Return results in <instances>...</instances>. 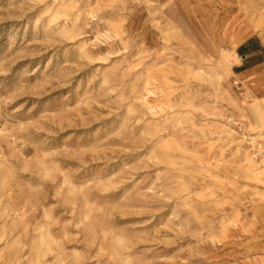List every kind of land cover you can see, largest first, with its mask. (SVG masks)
<instances>
[{
  "label": "rangeland",
  "instance_id": "1",
  "mask_svg": "<svg viewBox=\"0 0 264 264\" xmlns=\"http://www.w3.org/2000/svg\"><path fill=\"white\" fill-rule=\"evenodd\" d=\"M227 11L219 64L180 0H0V264H264V98Z\"/></svg>",
  "mask_w": 264,
  "mask_h": 264
},
{
  "label": "bare ground",
  "instance_id": "2",
  "mask_svg": "<svg viewBox=\"0 0 264 264\" xmlns=\"http://www.w3.org/2000/svg\"><path fill=\"white\" fill-rule=\"evenodd\" d=\"M187 12V16L193 26L196 28L197 33L196 36L201 38V45L203 49H205L209 53V57H211L214 61H219V58H223L222 52L225 50L224 42L221 44V35L219 25H217L216 18H220L222 15L219 12L220 8H225L228 5L232 4L230 1L234 0H180ZM215 3V6L212 8L211 5ZM208 4L210 6H208ZM138 17V16H137ZM136 17V18H137ZM141 17V16H140ZM138 17V18H140ZM264 25H248V31L251 32L254 29L260 30ZM187 26L182 25L181 29H185ZM254 28V29H253ZM107 34V33H106ZM250 33H247V35ZM105 38L108 39V34L104 35ZM147 42L150 44H155L154 40L149 39V34L146 36ZM198 37V38H199ZM222 63V60L219 61V64ZM229 67V70L235 72V75L241 78H244L243 82L247 83L248 88L253 92V94L259 98H264V80L259 77V72L257 71H247L243 63L240 64H231L227 61L226 68ZM251 73L257 76H252ZM249 76V77H248ZM223 136L227 135L228 137L231 134L225 130L221 133ZM14 213L18 217L19 220H24L25 218V207L24 206H16L14 207ZM52 210H46L45 216L47 218L52 217ZM49 250H51L49 248ZM42 256L41 253L37 254L38 259ZM56 260V259H55ZM87 258L84 257L80 252H74L70 261L64 262V260L59 256L57 257L56 264H87Z\"/></svg>",
  "mask_w": 264,
  "mask_h": 264
},
{
  "label": "crops",
  "instance_id": "3",
  "mask_svg": "<svg viewBox=\"0 0 264 264\" xmlns=\"http://www.w3.org/2000/svg\"><path fill=\"white\" fill-rule=\"evenodd\" d=\"M234 1H230V3ZM258 3V2H257ZM259 6H255V13L251 16L243 15L241 7L230 4L227 9L230 22L234 23V31L231 32L230 40H235V51L241 57L247 71L259 72V77L264 80V26L260 30L249 32L248 25H264V0H259ZM248 17V18H245ZM243 24V26H239ZM240 28V29H239ZM247 33H250L247 35ZM252 76H257L251 73ZM249 77V76H248Z\"/></svg>",
  "mask_w": 264,
  "mask_h": 264
},
{
  "label": "built area",
  "instance_id": "4",
  "mask_svg": "<svg viewBox=\"0 0 264 264\" xmlns=\"http://www.w3.org/2000/svg\"><path fill=\"white\" fill-rule=\"evenodd\" d=\"M239 126H240V125L238 124L237 127H239ZM259 155H260V153H259Z\"/></svg>",
  "mask_w": 264,
  "mask_h": 264
}]
</instances>
